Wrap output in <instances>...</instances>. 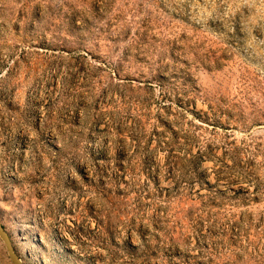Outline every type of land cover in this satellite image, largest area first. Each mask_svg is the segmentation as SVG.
Here are the masks:
<instances>
[{
  "label": "rangeland",
  "instance_id": "obj_1",
  "mask_svg": "<svg viewBox=\"0 0 264 264\" xmlns=\"http://www.w3.org/2000/svg\"><path fill=\"white\" fill-rule=\"evenodd\" d=\"M0 264H264V0H0Z\"/></svg>",
  "mask_w": 264,
  "mask_h": 264
},
{
  "label": "bare ground",
  "instance_id": "obj_2",
  "mask_svg": "<svg viewBox=\"0 0 264 264\" xmlns=\"http://www.w3.org/2000/svg\"><path fill=\"white\" fill-rule=\"evenodd\" d=\"M24 237V236H23Z\"/></svg>",
  "mask_w": 264,
  "mask_h": 264
}]
</instances>
